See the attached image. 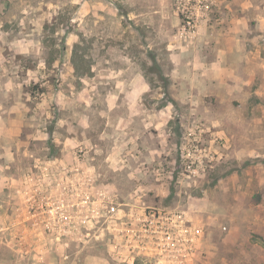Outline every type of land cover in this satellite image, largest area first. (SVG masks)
Segmentation results:
<instances>
[{
    "label": "rangeland",
    "instance_id": "1",
    "mask_svg": "<svg viewBox=\"0 0 264 264\" xmlns=\"http://www.w3.org/2000/svg\"><path fill=\"white\" fill-rule=\"evenodd\" d=\"M194 3L0 0V264H264V100H176Z\"/></svg>",
    "mask_w": 264,
    "mask_h": 264
},
{
    "label": "crops",
    "instance_id": "2",
    "mask_svg": "<svg viewBox=\"0 0 264 264\" xmlns=\"http://www.w3.org/2000/svg\"><path fill=\"white\" fill-rule=\"evenodd\" d=\"M191 43L166 49L171 78L184 89L176 100L237 101L246 114L252 113L264 100V0H223Z\"/></svg>",
    "mask_w": 264,
    "mask_h": 264
},
{
    "label": "built area",
    "instance_id": "3",
    "mask_svg": "<svg viewBox=\"0 0 264 264\" xmlns=\"http://www.w3.org/2000/svg\"><path fill=\"white\" fill-rule=\"evenodd\" d=\"M195 11L189 10L188 7L182 10L185 15L184 23L179 30V34L183 38L194 39L198 33L200 22L204 19V16L209 12L210 0H194ZM115 208H113V211ZM64 216V213H62Z\"/></svg>",
    "mask_w": 264,
    "mask_h": 264
},
{
    "label": "trees",
    "instance_id": "4",
    "mask_svg": "<svg viewBox=\"0 0 264 264\" xmlns=\"http://www.w3.org/2000/svg\"><path fill=\"white\" fill-rule=\"evenodd\" d=\"M164 79V78H163ZM165 80V84L168 85L169 84V80L168 79H164ZM257 241V240H256ZM258 242H260L263 246H264V240L261 238H258Z\"/></svg>",
    "mask_w": 264,
    "mask_h": 264
}]
</instances>
